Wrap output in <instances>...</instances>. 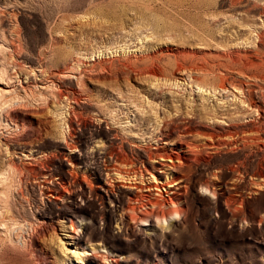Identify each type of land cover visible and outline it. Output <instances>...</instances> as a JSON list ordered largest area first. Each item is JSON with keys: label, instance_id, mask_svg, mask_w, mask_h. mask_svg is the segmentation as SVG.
Instances as JSON below:
<instances>
[{"label": "rangeland", "instance_id": "rangeland-1", "mask_svg": "<svg viewBox=\"0 0 264 264\" xmlns=\"http://www.w3.org/2000/svg\"><path fill=\"white\" fill-rule=\"evenodd\" d=\"M0 49V264H264V0H0Z\"/></svg>", "mask_w": 264, "mask_h": 264}, {"label": "bare ground", "instance_id": "bare-ground-1", "mask_svg": "<svg viewBox=\"0 0 264 264\" xmlns=\"http://www.w3.org/2000/svg\"><path fill=\"white\" fill-rule=\"evenodd\" d=\"M261 39V38H260ZM2 50L0 49V52H1ZM1 78V77H0ZM5 105L6 104V102H1V106L2 105ZM7 105V104H6ZM253 105V104H252ZM253 106H255V108H257V109H259L260 110V107H258V106H256V105H253ZM177 156H170V157H168V159L170 160V162L172 161V159L174 158H176ZM178 158V157H177ZM173 162V161H172ZM163 166H168L169 167V165L168 164H162ZM172 168V167H171ZM74 178V177H73ZM73 182H75V181H73ZM7 188V187H6ZM8 188H10V187H8ZM137 188V187H136ZM146 190H148V191H150L151 190V187L150 186H148L147 187V189ZM7 192H9V191H7ZM7 195H8V193H6ZM119 194H121V196L122 197H124L125 198V196H126V198H128V199H131V197L132 196H134V197H137L139 194H137V192H133L132 191V189H130V188H127V189H123V190H121L120 191V193ZM150 194V193H149ZM149 194H147V195H144L143 194V196H149ZM9 195H10V192H9ZM59 195V194H58ZM9 197V196H8ZM62 196L61 195H59V198H61ZM10 198V197H9ZM140 198V197H139ZM144 198H146V197H144ZM58 199V198H57ZM118 198H116V200H117ZM147 199V198H146ZM145 199V200H146ZM122 201V200H121ZM153 201V200H152ZM126 202V201H125ZM145 202V201H144ZM127 204H128V202H126ZM139 203V202H138ZM149 203V202H148ZM151 203V202H150ZM123 204V203H122ZM158 204V203H157ZM122 206V205H121ZM116 207H117V203H116ZM120 207V206H119ZM132 208H130L134 213L132 214V215H128V217L126 216L127 215V213H123V215H121L120 217H119V222H120V226H125L126 227V229L127 228H129V227H133V225H131V221L133 220V219H136V220H146L151 214H152V210H144V211H141V210H137L136 209V207H134V206H131ZM127 208H129V206L127 205ZM127 208H124V210L125 209H127ZM120 209V208H119ZM122 209V208H121ZM116 210H117V208H116ZM122 211V210H121ZM179 214V212L176 210H173V209H169V208H167V209H163L162 211H157L156 213H155V215H156V220L158 221V223H160V224H162L163 223V220H167L169 217H173V216H176V215H178ZM154 215V214H153ZM152 215V216H153ZM179 216V215H178ZM147 221V220H146ZM135 222V221H134ZM70 227H71V231H72V236H69L68 238H72L73 236H75L76 234H77V228L75 227V225H74V223H73V221L72 220H70ZM120 229V228H119ZM118 232H119V230H118ZM76 238V237H75ZM74 238V239H75ZM77 239V238H76ZM80 240V238H78V241ZM75 246L76 247H78L79 248V245L77 244V242L75 243ZM88 249H90L89 250V252L87 253V254H85L86 256H85V259H86V261L88 262V264H99V263H103V259L107 262L108 260H109V256H108V254L109 253H106V254H104V253H100L99 252V250H97V249H99V248H97V247H88ZM79 254V253H78ZM119 262H120V260H119V258H114V259H110L109 260V262L108 263H110V264H119ZM107 263V264H108Z\"/></svg>", "mask_w": 264, "mask_h": 264}]
</instances>
